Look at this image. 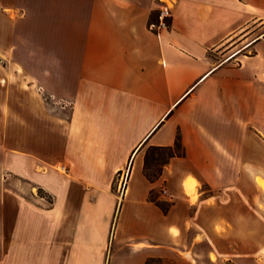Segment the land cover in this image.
I'll list each match as a JSON object with an SVG mask.
<instances>
[{
    "label": "crops",
    "instance_id": "0c3cea01",
    "mask_svg": "<svg viewBox=\"0 0 264 264\" xmlns=\"http://www.w3.org/2000/svg\"><path fill=\"white\" fill-rule=\"evenodd\" d=\"M166 1L171 27L159 34L150 23L161 0L4 6L24 13L0 46L58 113L10 148L15 175L32 174L46 194L15 191L20 226L0 238V264H241L240 221L254 200L240 188L264 169V0ZM38 7L49 20L37 32L28 13ZM178 138L184 154L148 175L147 149ZM128 166L121 195L116 176Z\"/></svg>",
    "mask_w": 264,
    "mask_h": 264
},
{
    "label": "rangeland",
    "instance_id": "374dc122",
    "mask_svg": "<svg viewBox=\"0 0 264 264\" xmlns=\"http://www.w3.org/2000/svg\"><path fill=\"white\" fill-rule=\"evenodd\" d=\"M13 2L17 4L18 0H13ZM7 3L8 0H2L0 45H3L10 38L11 22L22 17L24 13L22 10L4 8ZM39 10L41 9L38 7L36 11L32 12L30 10L28 13L31 16L29 21L31 26L29 28H33L37 32L41 28V22L48 24L47 21L49 20L48 16H44L47 13H44V11L41 13ZM26 27L21 25L20 31L24 33ZM8 52L7 48L0 46V238L2 242L15 238V231L13 230V234H11L10 229L20 226L16 215V211H18L16 209L17 205L14 198H12L16 195L15 191L25 196L28 195L30 198H32V192L37 196L46 194L37 187V182L32 180V174L29 177L19 174L15 175L12 167L16 165V162L11 160L10 148L15 146V144L24 143L26 136L28 138L33 135L38 136L41 128V114L49 112V114L55 116L58 113V108L56 107L58 103L53 95L47 94L44 88L29 76L22 73H14L15 65L11 63ZM66 109L64 113L68 115L69 107ZM147 154L148 168L146 172L151 176L156 173L157 167L163 162L168 152L165 150L147 149ZM23 162L20 165H23ZM56 167L61 170L60 165ZM36 171L41 172L42 170L37 166ZM251 174L252 187L240 188L241 200L248 201L250 200L249 197L254 200V203H252L254 212L251 215V219H241L240 221L242 226L240 228V263L264 264V189L257 182V177L264 179V169L257 168ZM116 179L117 183H119L120 176L117 175ZM15 182H17L16 185ZM186 184L188 186L194 185V190L190 192L195 194V180L189 178ZM249 190H251V196L249 195ZM45 199L52 200L51 197ZM249 222H251V227L245 229L244 223ZM188 237L189 239L192 237V232H189ZM194 250L197 253H201V245L196 244ZM212 257L214 258L215 256L212 254ZM183 262L184 258L175 256L171 261L153 258L149 260L148 264H181ZM223 264H237V262L230 260Z\"/></svg>",
    "mask_w": 264,
    "mask_h": 264
},
{
    "label": "built area",
    "instance_id": "2783aa9c",
    "mask_svg": "<svg viewBox=\"0 0 264 264\" xmlns=\"http://www.w3.org/2000/svg\"><path fill=\"white\" fill-rule=\"evenodd\" d=\"M161 1L163 2V5L156 15V20L150 23V28L157 34H159L162 30H167L171 27V17H172L171 6L168 4L166 0H161ZM129 174H130L129 166L118 173V175L120 176L118 188L121 195L124 193Z\"/></svg>",
    "mask_w": 264,
    "mask_h": 264
},
{
    "label": "trees",
    "instance_id": "16d2710c",
    "mask_svg": "<svg viewBox=\"0 0 264 264\" xmlns=\"http://www.w3.org/2000/svg\"><path fill=\"white\" fill-rule=\"evenodd\" d=\"M154 13L152 14V17H151V20L154 19ZM153 149H156L157 151H161V150H165L168 152V155L170 156H182L184 154L183 152V148H182V144L180 142V139L178 138V140L176 141V144L175 146H172V147H167V148H153ZM153 258H149L147 261H146V264H148L149 260H151Z\"/></svg>",
    "mask_w": 264,
    "mask_h": 264
},
{
    "label": "bare ground",
    "instance_id": "6f19581e",
    "mask_svg": "<svg viewBox=\"0 0 264 264\" xmlns=\"http://www.w3.org/2000/svg\"><path fill=\"white\" fill-rule=\"evenodd\" d=\"M257 182L261 185V187L264 189V179L261 177H257ZM189 190L193 191L194 190V185H189Z\"/></svg>",
    "mask_w": 264,
    "mask_h": 264
}]
</instances>
